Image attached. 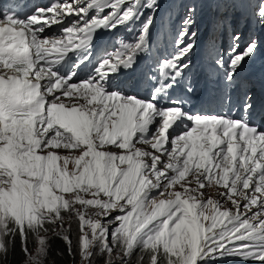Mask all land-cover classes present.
I'll return each instance as SVG.
<instances>
[{
  "label": "snow or ice",
  "instance_id": "6c2138e0",
  "mask_svg": "<svg viewBox=\"0 0 264 264\" xmlns=\"http://www.w3.org/2000/svg\"><path fill=\"white\" fill-rule=\"evenodd\" d=\"M234 4L264 27V0ZM141 9L157 0H54L25 15L0 3V264L17 239L24 264H46L49 232L81 264L114 252L120 264H264V93L235 87L259 42L238 50L234 33L228 60L212 59L228 111L192 113L193 8L135 85L148 97L122 84L151 56L153 16L133 27ZM120 28L137 34L98 50Z\"/></svg>",
  "mask_w": 264,
  "mask_h": 264
},
{
  "label": "trees",
  "instance_id": "16d2710c",
  "mask_svg": "<svg viewBox=\"0 0 264 264\" xmlns=\"http://www.w3.org/2000/svg\"><path fill=\"white\" fill-rule=\"evenodd\" d=\"M49 254L46 264H77L79 255L72 257L68 254L67 245L65 242L57 237L52 235L49 238ZM20 245L15 244L14 251H10L7 264H22L23 258H21ZM24 257V254H23ZM97 264H105V257L100 260Z\"/></svg>",
  "mask_w": 264,
  "mask_h": 264
},
{
  "label": "rangeland",
  "instance_id": "374dc122",
  "mask_svg": "<svg viewBox=\"0 0 264 264\" xmlns=\"http://www.w3.org/2000/svg\"><path fill=\"white\" fill-rule=\"evenodd\" d=\"M106 150H108V151H112V152H116V153H119V152H120L119 149H115V150H114V149H111V148H107ZM221 191H223V190H221ZM208 194L211 195L213 199H218V198H219L218 193H217V191H216L215 189L210 190ZM225 206L227 207V206H230V205H225ZM113 215H115V213H114ZM64 223H65V225H67L68 221L65 220ZM52 235H55V234L49 232V233L47 234V237L49 238V237L52 236ZM77 235H78V225H77V223L74 221V222H73V225H72L71 239H72V241H73V248H74V250H77V251H78V247H77ZM17 243L19 244V240H18V239H17V241H16V244H17ZM19 245H20V244H19ZM28 245H29V248L34 252V251H35V247H36V245H35V243H34L33 238H31V237L29 238V240H28ZM20 254H21V258H23L22 264H24V262H25V256L23 257V254H24V253H21V252H20ZM120 256H121V254L118 253V252H114V253H113V256L111 257V259L113 260V264H120V259H119ZM8 257H9V256H8ZM104 257H105V259L107 258L106 256H97V257H95V258H94V262H93V264H97V263H98L100 260H102ZM77 264H81L80 256H79V259H78Z\"/></svg>",
  "mask_w": 264,
  "mask_h": 264
},
{
  "label": "bare ground",
  "instance_id": "6f19581e",
  "mask_svg": "<svg viewBox=\"0 0 264 264\" xmlns=\"http://www.w3.org/2000/svg\"><path fill=\"white\" fill-rule=\"evenodd\" d=\"M142 148H144V146H141Z\"/></svg>",
  "mask_w": 264,
  "mask_h": 264
}]
</instances>
